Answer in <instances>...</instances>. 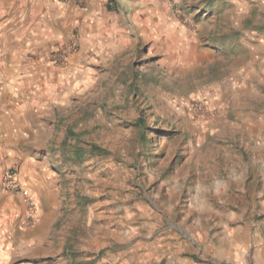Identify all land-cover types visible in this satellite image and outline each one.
<instances>
[{
	"label": "rangeland",
	"instance_id": "rangeland-1",
	"mask_svg": "<svg viewBox=\"0 0 264 264\" xmlns=\"http://www.w3.org/2000/svg\"><path fill=\"white\" fill-rule=\"evenodd\" d=\"M110 3L42 64L0 0V264H264V0Z\"/></svg>",
	"mask_w": 264,
	"mask_h": 264
},
{
	"label": "crops",
	"instance_id": "crops-1",
	"mask_svg": "<svg viewBox=\"0 0 264 264\" xmlns=\"http://www.w3.org/2000/svg\"><path fill=\"white\" fill-rule=\"evenodd\" d=\"M26 1L31 4L32 13L30 14L33 16L26 31L29 37L31 36L34 39V49L38 53L37 59H40L42 64H48V55L66 47L69 34L74 28L83 31V34L94 36H103L109 32L110 34L115 32L117 27L120 26L116 23L118 18L113 14L110 2H114L115 5H120L121 3L129 5L133 0ZM25 43L20 42L21 45H25ZM89 44L95 48L93 43ZM42 69L45 70L43 67ZM42 86L41 92L44 93L46 92L45 83H42ZM45 98H47L46 95ZM49 98L50 96L47 100ZM45 101L43 100L42 103Z\"/></svg>",
	"mask_w": 264,
	"mask_h": 264
},
{
	"label": "built area",
	"instance_id": "built-area-1",
	"mask_svg": "<svg viewBox=\"0 0 264 264\" xmlns=\"http://www.w3.org/2000/svg\"><path fill=\"white\" fill-rule=\"evenodd\" d=\"M62 1H67V0H62ZM9 185H10V189L11 190H16V186H15V184L14 183H9ZM21 195H23V196H26L27 195V192L26 191H24V192H21Z\"/></svg>",
	"mask_w": 264,
	"mask_h": 264
},
{
	"label": "trees",
	"instance_id": "trees-1",
	"mask_svg": "<svg viewBox=\"0 0 264 264\" xmlns=\"http://www.w3.org/2000/svg\"><path fill=\"white\" fill-rule=\"evenodd\" d=\"M140 122V121H139Z\"/></svg>",
	"mask_w": 264,
	"mask_h": 264
}]
</instances>
